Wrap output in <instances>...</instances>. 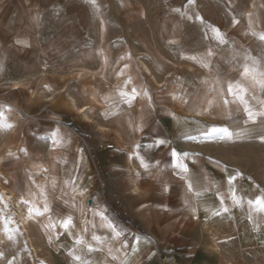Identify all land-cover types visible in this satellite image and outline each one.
<instances>
[{"label":"rangeland","instance_id":"374dc122","mask_svg":"<svg viewBox=\"0 0 264 264\" xmlns=\"http://www.w3.org/2000/svg\"><path fill=\"white\" fill-rule=\"evenodd\" d=\"M103 21L106 38L102 44ZM262 34L264 0H0V109L5 122L13 125L0 130V157L4 163L0 168V179H4L0 182L17 197L30 200L37 210L30 227L39 250L37 256L18 231L16 224L21 221L15 214L17 207L9 203L8 211L0 201V214H5L1 227L6 236L0 264H80L74 259L77 255L96 264L102 253L117 260L115 245L92 237L82 240L89 219L86 217L87 225L82 220L89 208L85 205L79 209V199L86 188L90 189L87 199L92 200L90 214L102 215L105 209L123 235L129 232L148 238L155 264H176L177 257L167 254L163 245L176 239L189 244L191 238L201 250V245L218 247L212 257H221L224 264H245L243 257L264 264V213L253 211L248 204L264 195V117L249 120L245 105L228 92L229 84L240 83L248 89L244 95L247 106L254 112L264 111V90L253 85L251 76H243L245 66L264 72ZM101 47L114 64L113 76L119 79L107 96L102 92L93 94L92 80L83 76L85 71L79 73L82 80L69 77L79 67L96 68ZM155 52L205 73L204 81L211 84L216 105L206 104V93L202 103L201 85L195 76L184 91L177 93L185 109L170 99L166 86L151 84L137 66V57L162 83L172 81L174 75L170 66L157 62ZM126 63H130L129 81L134 84H127L128 75L123 71ZM60 78L62 82L57 81ZM63 86L79 107L87 108L91 122H85L62 103L64 93L50 102L40 99L41 94L34 97L30 93L42 89L50 94ZM136 88L138 97L143 94L141 134L136 125L138 97L132 91ZM212 128H228L241 135H234L232 140L206 136ZM115 130L120 132L125 148L116 143ZM9 143L16 148L11 155L5 150ZM125 149L139 154L142 175L138 185H142L136 191L131 189V171L124 160L119 163L122 155L115 154ZM85 152L90 169H85ZM97 152L106 155L102 162ZM215 169H220L224 178H234L232 193L243 204H233L220 187L218 195L212 196L216 213L238 208V218L247 215L250 223L245 228L229 223L222 234L226 238H218L216 244L203 228L205 218L199 217L190 220L187 236L169 241L171 235L165 232L166 219L161 211L164 199L171 193L190 203L194 188H198L197 178L199 190L210 192L208 178ZM126 198H133L135 204L141 201L143 212L135 215L139 208H130L134 204L129 205ZM11 217L16 219L15 224ZM68 217L71 224L65 228L63 221ZM152 229L156 232H148ZM237 236L247 254L236 249Z\"/></svg>","mask_w":264,"mask_h":264},{"label":"crops","instance_id":"0c3cea01","mask_svg":"<svg viewBox=\"0 0 264 264\" xmlns=\"http://www.w3.org/2000/svg\"><path fill=\"white\" fill-rule=\"evenodd\" d=\"M144 14V13H142ZM105 23L103 21L102 27H101V36H100V43L105 42ZM99 63L98 66L94 69L89 68V67H79L76 71H73L70 73L69 77H78L80 80L83 79V76H88L92 80L93 84V94L103 93L104 96L112 94L111 88L112 86H116L119 79H115V76H113V68L114 64L112 63V60H110L109 56L106 54L104 49L101 47L99 48ZM155 58L157 62L162 65L166 64L170 66V68L174 71L173 79L170 81L169 79H166L164 83L160 82L157 80L156 76L152 72L151 68L141 59L140 57H137V66L141 71L146 73L144 69L142 68V63H144L150 70L152 75L155 77V79L163 84V87H165V91L167 95L170 97V99L177 104L181 109H185V104L182 103L180 96H178V90L184 91L186 89V85L192 80V76H195L196 79L199 80L200 83V91L202 94V103L204 94H207V99H206V104L210 106L216 105L217 102H215L214 97L211 90V84L206 85L204 79L206 78L205 73H197L194 71L192 68L189 66H186L183 63H176L173 62L169 59H167L165 56L162 54L155 52ZM131 66L130 63H126L123 66V71L126 75H128V81L127 84H134L131 81H129V77H131ZM143 69V70H142ZM81 71H85L86 73L79 77V73ZM97 74H101V77H98ZM148 75V74H147ZM148 78L149 75H148ZM133 79V77H132ZM151 79V78H150ZM149 79L150 83L151 80ZM58 82H62V79H57ZM152 84V83H151ZM85 85V84H84ZM59 91V92H58ZM54 90L50 94L47 95V92L41 89V98L44 99L46 96L48 97L49 95L53 94V98L56 97L58 99V94L59 93H64L66 95L71 96L73 99H76L73 97L69 92L66 91L65 87L63 86L61 90ZM138 89H135L134 95L138 97L137 94ZM45 93V94H43ZM56 93V94H55ZM43 94V95H42ZM57 95V96H56ZM47 99V98H46ZM45 100V99H44ZM77 102V100H75ZM193 101V100H192ZM47 102V101H46ZM141 102L142 99L138 97V102H137V108H138V114L136 117V125H137V131L139 134L142 133V128H143V115L144 112L141 113ZM195 101H193L194 103ZM199 102V101H198ZM78 104V102H77ZM197 104V102H196ZM79 105V104H78ZM195 105V103H194ZM83 107V106H82ZM87 111V109H86ZM187 111H191L187 108ZM198 112H200L198 110ZM88 113V112H87ZM82 118V117H81ZM86 122V121H85ZM105 128L106 131H108V128L104 126H98ZM72 131V130H71ZM100 131V130H99ZM104 131V132H106ZM104 133L103 131H100ZM74 135L76 133L72 131ZM115 135L117 139L115 140L117 144H120L121 146H124V142H121L120 138V132L115 130ZM115 147V145H113ZM126 146H124L125 148ZM112 154V153H110ZM115 154L122 155L119 157V163H122L123 160L125 162V165L127 169L131 171L132 177L130 178L131 180V189L136 191L140 189L138 185V177L142 175L141 170H140V163L138 162L137 156L138 151L136 150H122V152H117ZM116 155H109V157H115ZM97 157L100 158L99 161L102 162V160L105 159L106 155L104 153H99L97 152ZM108 158V156H107ZM84 159H85V169L89 168L90 169V162L86 156V152L84 153ZM88 160V161H87ZM92 161V159H90ZM97 162V161H96ZM100 162V163H101ZM92 164L94 163L93 161L91 162ZM124 166V164H123ZM13 170H15L13 168ZM16 172V170H15ZM13 171H11V176L12 179L14 176L12 175ZM220 174V175H218ZM83 175V174H82ZM83 177V176H81ZM208 178V177H207ZM205 178L201 179V182L204 183ZM229 178H224L222 175V171L220 169H215V173H212L211 177L208 178V182L211 183V191L206 193L203 190H199V186L201 183L199 182V178H197L196 181V186L198 188H194L196 190V193L193 195V198H191L190 203H186V201H183L178 198V196H174L173 194H168L166 199H164V204L163 208L161 211L164 212L162 217L166 219L164 226H165V232L170 236L169 241H173V238H180L183 236H187L188 233V228L190 226V220L192 222L195 221L196 218L199 217H204L205 218V225L203 228L206 230L209 236H213L215 238V241L219 238L220 240H224L226 238L225 235L222 237V234L226 233V230L228 229V224L231 223L233 225H242L244 228L247 227V225L250 223V218L246 215L243 218L239 219L238 214L234 209H230L229 211L223 213V211L219 212V215L216 214V205H215V199L214 202L212 199V196L218 195L217 191L221 187V189H224V193L228 194L230 196V199L233 204V193L231 186L233 183H229ZM141 181V180H140ZM27 187L30 188V181L27 180L26 182ZM27 194V193H26ZM236 196V195H235ZM92 201V200H91ZM89 200L87 199V193L85 195L80 197L79 199V209L84 208L85 205L87 206ZM126 202L130 205L131 203L134 204V206L130 207L134 209L133 207H138L139 210L135 211V215L141 214L143 212V207L141 206V201H139L137 204H135L134 199L131 198L130 200L126 198ZM240 207H243L242 202L238 204ZM140 209L142 211H140ZM89 213H88V219H89V227L84 231V237L82 240H86L88 237H97L99 240L104 241V243H110L111 245L116 246V250L114 251V255H117L118 258L117 260H114L112 257L109 255H106L105 253H102V256H100V259L96 261V264H155V257L153 258V246L151 245V242L148 240L146 237H140V236H133V234L127 232L126 234L123 235L121 232V229L119 225L111 218L110 214L104 209L102 210L103 214L102 215H91L90 210L91 208L89 207ZM234 212V213H233ZM231 213H233L231 215ZM75 216L77 215V209L74 214ZM244 215V214H243ZM177 218H181L180 221L177 222ZM87 220V219H86ZM111 223L117 231L120 232V235L117 237L115 234L112 232V230L108 227V224ZM85 225H87V221L85 222ZM148 232H156L155 229H152L151 231ZM233 235V234H232ZM177 236V237H175ZM236 236V234H235ZM230 237V236H228ZM193 238H196L193 236ZM238 242H235L239 251H244L245 254H247V248L243 246L240 242L239 236L236 237ZM119 239V240H118ZM137 239L139 240V243H137ZM218 239V240H219ZM262 239H264V234L262 235ZM112 241V242H111ZM209 241H211L209 239ZM216 244H219L218 241L215 242ZM127 244V247H124V245ZM164 251L175 257L176 258V264H224L221 257L217 256L212 257L213 254H216L218 251V247H215L210 245L209 248L207 246L201 245L202 249H200L198 242L195 240H192L189 244H184L182 241H178L176 239V242H171V244L167 245L164 244ZM213 247V248H212ZM251 250L256 251V247H251ZM119 252V253H118ZM164 252V254H165ZM249 252V251H248ZM163 254V255H164ZM176 254V255H174ZM250 254V252H249ZM253 254H251L252 256ZM99 256V255H98ZM211 256V257H210ZM171 257V256H170ZM173 258V257H172ZM227 258V257H226ZM243 262L245 264H257V261L252 263L250 260L245 259V257L242 258ZM255 259V258H254ZM180 260V261H179ZM252 260V259H251ZM255 261V260H252ZM174 262V261H172ZM95 264V263H94ZM229 264H233L230 262Z\"/></svg>","mask_w":264,"mask_h":264},{"label":"bare ground","instance_id":"6f19581e","mask_svg":"<svg viewBox=\"0 0 264 264\" xmlns=\"http://www.w3.org/2000/svg\"><path fill=\"white\" fill-rule=\"evenodd\" d=\"M142 66H143L142 68L146 72L145 74H148L149 77L151 78V79L149 78L151 80V83L157 87H161L162 85L152 75L151 70L144 63H142ZM30 93H31V96H34V97H37L38 94H41V92L39 93V91H34V90L30 91ZM43 94H45V93H43ZM141 94L142 93L139 94L140 98L143 97V94L142 95ZM53 96L54 95H51L48 97L46 96L47 99L46 98H44V99L47 102L55 101L56 97L53 98ZM75 100L76 99H73L71 96L65 95V96H63V100H61V101H62V103H64V105H68L69 108H71L73 111L77 112L82 117V119L84 121H86L88 123L91 122V119H90V117L86 111L87 108L79 107ZM99 129L106 131L105 128H102V127H100ZM5 150L8 154H10V153L13 154L16 151V148L11 146V143H9ZM0 153H1V150H0ZM3 164H4L3 160L0 157V168L3 166ZM46 171H48V170H46ZM1 179H4V178H1ZM1 179H0V181H1ZM5 181H8L7 177H6ZM89 191H90L89 188H86L84 190V192L87 193V196H88ZM0 201L2 202L3 206L7 208L8 211L10 210L9 203H12L14 206L17 207L15 214L17 217L20 218V221H21L20 225L16 224V226L19 227L18 231L20 232V234L24 235V237H26L28 239V241L30 243V247L33 249V251L36 253V255L39 256V254H37L38 253L37 251H39L38 246L35 244L36 240L34 241V238H33L34 237V235H33L34 231L32 230L33 227L32 228L30 227V224L36 220V215H37V210L32 206V202L30 200L23 198V197H17L16 194L14 193V191L5 187V185H3L1 182H0ZM89 201L90 202L87 204L88 208L91 206V200H89ZM29 204H31V206H28ZM40 213H42V208H40L39 214ZM87 216H88V211L85 212V217H83V220H82L84 224L86 222ZM4 218H5V214L4 213L0 214V260L2 259V256L4 254L2 247L4 246L5 238H6L5 234L2 232L3 229L1 227V223H2ZM11 220H12V223L15 224L16 219L11 217ZM37 230L41 233L40 227H38ZM26 247H28V246H26ZM33 254L34 253H31L32 256H33ZM32 263L36 264V262H32Z\"/></svg>","mask_w":264,"mask_h":264},{"label":"snow or ice","instance_id":"6c2138e0","mask_svg":"<svg viewBox=\"0 0 264 264\" xmlns=\"http://www.w3.org/2000/svg\"><path fill=\"white\" fill-rule=\"evenodd\" d=\"M92 2L94 3L95 0H92ZM217 32V35L219 36L220 33L218 30H214ZM261 40H264V34L260 35L259 37ZM221 42H223V40L221 39ZM255 65V62H254ZM243 76L245 77H249L251 76L253 85H258L261 90H264V72L259 71L257 67L253 66V67H249V66H245L244 70H243ZM133 93H135V89L132 90ZM228 92L230 94L236 95L237 98L241 101V103H243L245 105V112L248 115V119L255 122V119L257 116H261L264 117V111H259V112H254L253 110H251L248 106H247V102L244 99V95L248 92V89L241 86L240 83H236L235 85L233 84H229L228 86ZM121 95H124V93H121ZM225 103H227V101H225ZM10 110V109H8ZM6 118L3 115V109H0V130L3 129H11L13 127V125L11 123H7L5 122ZM206 136H219L220 139H227V140H232L233 136H239L241 135V133L236 132L233 133L232 131H230L228 128H212L210 129V131H208L206 134ZM261 139L264 140V136H261ZM53 143H56L55 140H53ZM159 143H164V141H159ZM11 155V153L9 154ZM172 155L175 157L176 153L173 152ZM143 164V161H142ZM144 167H147V165H144ZM178 167H180L183 171H187L186 166H184L182 163H178ZM232 179L234 178H230L229 183H232ZM192 186L191 184H189V191H191ZM233 202L235 204H239L240 201L239 199L235 196V194L233 193ZM249 206L253 209V211L258 212V213H264V195L257 197L255 200H249L248 201ZM49 209L47 207H45V211H48ZM224 211H227V209H224ZM217 215H219V213H216ZM71 224V217H68L66 220L63 221V226L65 228H67L69 225ZM108 227L112 230V232L115 234V236H119L120 232L116 230V228L109 223ZM9 239H11V236H9ZM94 239H98L97 237H94ZM77 243H83L82 240H77ZM137 243H139V240L137 239ZM128 245L125 244L124 247H127ZM92 249L89 248V251H91ZM74 259L79 261L80 264H89V262L87 260H83L80 256H74Z\"/></svg>","mask_w":264,"mask_h":264},{"label":"built area","instance_id":"2783aa9c","mask_svg":"<svg viewBox=\"0 0 264 264\" xmlns=\"http://www.w3.org/2000/svg\"><path fill=\"white\" fill-rule=\"evenodd\" d=\"M113 146L111 145V147L110 148H112Z\"/></svg>","mask_w":264,"mask_h":264}]
</instances>
